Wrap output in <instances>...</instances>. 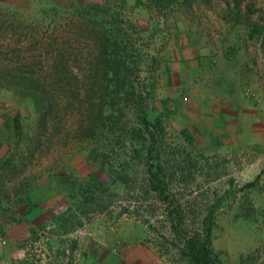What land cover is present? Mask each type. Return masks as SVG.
<instances>
[{"label": "rangeland", "instance_id": "rangeland-1", "mask_svg": "<svg viewBox=\"0 0 264 264\" xmlns=\"http://www.w3.org/2000/svg\"><path fill=\"white\" fill-rule=\"evenodd\" d=\"M113 13L140 38L136 82L147 84L146 116L162 127L157 159L148 138H127L124 151L110 136L104 156L49 127L36 137L33 99L0 88V264H192L167 212L183 224L180 237L211 207L220 261L264 264V150L194 119L245 99L264 109V0H0L1 16L36 28L20 45L55 28L64 45L83 43L84 19L92 14L98 30ZM13 31L0 43L15 45ZM139 248L148 255L132 258Z\"/></svg>", "mask_w": 264, "mask_h": 264}, {"label": "trees", "instance_id": "trees-1", "mask_svg": "<svg viewBox=\"0 0 264 264\" xmlns=\"http://www.w3.org/2000/svg\"><path fill=\"white\" fill-rule=\"evenodd\" d=\"M100 7L92 6L86 14L91 8L98 12ZM91 15L88 20L84 19V27H80L85 33L83 43L76 37L69 45H64L57 32L59 29L55 28L54 33L39 31L36 34L42 35L40 39L20 45L18 42L25 41L27 31L31 34L36 28L29 29L21 25V21L5 19L0 14V36L5 38L4 32L11 29L15 33L13 39L17 36L14 39L17 43L11 47L0 43V88H10L33 99L38 114L36 137L49 127L50 133L58 130L66 137L70 134L88 144L99 145L103 155L108 151L110 136L114 142L122 143L124 151L127 138L136 141L148 138L149 157L154 162L157 158L153 151L161 142L162 127L146 116L144 103L150 95L147 84L137 89L135 70L141 56L137 29L120 14L113 13L97 30L99 24ZM76 48L79 50L74 52ZM46 62L49 64L45 66ZM133 150L137 152L138 149L133 146ZM96 152L102 154L98 149ZM149 173L151 182L153 178L159 179L152 169ZM258 178L246 183L245 187H253ZM167 213L173 244L182 256L192 264H223L211 247L213 207L208 209L199 228L190 232L183 230L180 237L178 228L182 229L183 224L175 222L172 211Z\"/></svg>", "mask_w": 264, "mask_h": 264}, {"label": "crops", "instance_id": "crops-1", "mask_svg": "<svg viewBox=\"0 0 264 264\" xmlns=\"http://www.w3.org/2000/svg\"><path fill=\"white\" fill-rule=\"evenodd\" d=\"M202 111L200 117L194 119L205 132L217 130L237 144L264 150V109L256 102L245 99L234 103L227 111L222 112L212 107H204ZM204 111L209 113V117L204 115ZM134 251L131 252V257L133 255L132 258L135 259L140 255H148L142 248L138 252Z\"/></svg>", "mask_w": 264, "mask_h": 264}, {"label": "built area", "instance_id": "built-area-1", "mask_svg": "<svg viewBox=\"0 0 264 264\" xmlns=\"http://www.w3.org/2000/svg\"><path fill=\"white\" fill-rule=\"evenodd\" d=\"M4 243H6V240L0 237V245H3Z\"/></svg>", "mask_w": 264, "mask_h": 264}]
</instances>
